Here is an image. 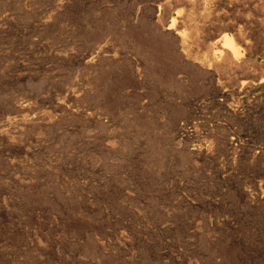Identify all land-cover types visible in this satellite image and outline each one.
<instances>
[{
	"label": "rangeland",
	"instance_id": "374dc122",
	"mask_svg": "<svg viewBox=\"0 0 264 264\" xmlns=\"http://www.w3.org/2000/svg\"><path fill=\"white\" fill-rule=\"evenodd\" d=\"M0 264H264V0H0Z\"/></svg>",
	"mask_w": 264,
	"mask_h": 264
},
{
	"label": "bare ground",
	"instance_id": "6f19581e",
	"mask_svg": "<svg viewBox=\"0 0 264 264\" xmlns=\"http://www.w3.org/2000/svg\"><path fill=\"white\" fill-rule=\"evenodd\" d=\"M261 81V80H260Z\"/></svg>",
	"mask_w": 264,
	"mask_h": 264
}]
</instances>
